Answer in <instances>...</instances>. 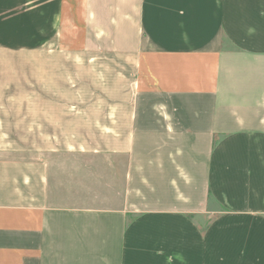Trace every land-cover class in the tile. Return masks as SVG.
<instances>
[{
	"label": "crops",
	"instance_id": "crops-1",
	"mask_svg": "<svg viewBox=\"0 0 264 264\" xmlns=\"http://www.w3.org/2000/svg\"><path fill=\"white\" fill-rule=\"evenodd\" d=\"M0 264H264V0H0Z\"/></svg>",
	"mask_w": 264,
	"mask_h": 264
}]
</instances>
